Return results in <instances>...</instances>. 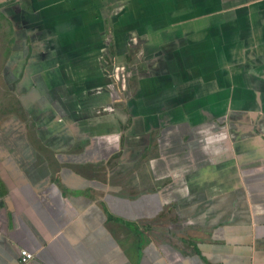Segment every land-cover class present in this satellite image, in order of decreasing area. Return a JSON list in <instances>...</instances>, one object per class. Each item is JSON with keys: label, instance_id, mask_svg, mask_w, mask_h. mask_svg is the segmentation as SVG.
<instances>
[{"label": "crops", "instance_id": "1", "mask_svg": "<svg viewBox=\"0 0 264 264\" xmlns=\"http://www.w3.org/2000/svg\"><path fill=\"white\" fill-rule=\"evenodd\" d=\"M8 5L0 0V86L26 112L40 99L66 109L52 78L80 65L57 50L49 67L42 53L15 51L24 19ZM155 8V43L170 50L138 85L143 123L160 122L153 153L142 131L75 130L65 109L45 110L39 124L28 116L30 128L0 112V264H19L22 250L29 264H264V0ZM67 24L71 44L83 28ZM170 213L174 229L164 224ZM151 218L156 241H143L137 221Z\"/></svg>", "mask_w": 264, "mask_h": 264}, {"label": "rangeland", "instance_id": "2", "mask_svg": "<svg viewBox=\"0 0 264 264\" xmlns=\"http://www.w3.org/2000/svg\"><path fill=\"white\" fill-rule=\"evenodd\" d=\"M30 1L32 2L31 6H28L27 0H6L8 6L18 7L17 16L24 19V24L18 26L19 30L12 33L19 35L17 38L16 35L13 37L20 46L16 45L14 41L9 45L12 46L14 42L12 47L15 51L22 47L29 54L34 52L33 57L36 60L35 55L42 53L44 58L38 61L41 63L43 61V64L48 67L51 64L46 61L52 60L54 51L57 50L58 55L63 52L64 56L68 57L66 64L73 67L77 63L80 65V70L77 67L74 72H70V68H68V73L57 76L55 74L59 69L56 68V72L54 71L55 77L52 78V82L63 84L57 93L55 92V95H50H53L55 99L60 98L64 104H67L65 105L66 109H61L62 106L58 105L43 107V100L40 99L37 107H34L36 111L26 112L27 109L22 107L20 99L13 98V91H9L7 88L3 90L0 86V99H4L0 101V112L6 115L14 114L29 127L31 119L33 123L39 124V117L43 116L42 113L44 114L45 110L59 114L61 110L65 109L69 113L70 124H73L76 119L78 120L74 122L75 130L96 132L94 126L99 124L102 126L98 129L100 134L103 129H114L117 132L116 135H119V132L122 133L121 135H124L123 132H129L128 134L133 136H139L140 133L136 132L142 131L143 135H148L147 138L152 140L151 146L154 147H150V149L152 148L153 153L157 147V136L160 132L157 125L160 122L157 118L153 122H147V128L143 123L144 118L141 114L145 113L148 107L141 106L142 97L138 85L142 81L141 77L154 74L158 56L161 55L158 52L164 50L168 53L170 50L163 47L162 41L159 44L155 43L157 39L155 32L160 31L161 28V25H158L160 23H156V19L160 15L155 8V0H36L34 4L33 0ZM41 4L44 6L39 8L38 6ZM24 12L25 15H23ZM0 13L3 12L0 10ZM29 13L32 14L31 17L27 16ZM73 20L78 21L77 28L83 29L76 33L74 41L70 44L66 40L65 29L68 25L67 22L69 21L70 24ZM68 26L70 27V25ZM58 36L63 37L61 41L63 50H61L60 42L56 41ZM47 56L51 58H47ZM151 61H153L152 68H149L148 63ZM56 63L54 62L53 65L56 66ZM40 75L47 80L45 74ZM43 90L42 95L47 92L45 89ZM39 109H42L40 113ZM32 114L35 116L32 117ZM28 116L31 119H28ZM133 136L130 139H133ZM123 146L120 145L117 149L131 150L130 148L124 149ZM114 148L113 150H115ZM131 161H135V159ZM123 172V175L127 173L130 176V171L123 169ZM123 175L121 174V176ZM133 175L136 178V175ZM121 185L122 192H126L129 182L121 183ZM201 215L202 213H198L199 218L195 219L197 227L201 226L199 224L200 221L202 223ZM137 223L143 241H156L155 232L160 221L151 218L137 221ZM193 223L192 225H194ZM164 224L174 229L179 226V219L173 218L171 214L165 219ZM179 230H183V227L180 226ZM195 234L200 236V232L190 233L189 231L188 233L185 231L182 235L191 237Z\"/></svg>", "mask_w": 264, "mask_h": 264}, {"label": "built area", "instance_id": "3", "mask_svg": "<svg viewBox=\"0 0 264 264\" xmlns=\"http://www.w3.org/2000/svg\"><path fill=\"white\" fill-rule=\"evenodd\" d=\"M31 259H33L32 254L23 250L20 252L19 264H29Z\"/></svg>", "mask_w": 264, "mask_h": 264}, {"label": "trees", "instance_id": "4", "mask_svg": "<svg viewBox=\"0 0 264 264\" xmlns=\"http://www.w3.org/2000/svg\"><path fill=\"white\" fill-rule=\"evenodd\" d=\"M138 236H140V233H137Z\"/></svg>", "mask_w": 264, "mask_h": 264}]
</instances>
